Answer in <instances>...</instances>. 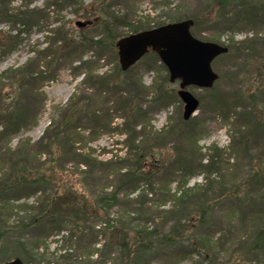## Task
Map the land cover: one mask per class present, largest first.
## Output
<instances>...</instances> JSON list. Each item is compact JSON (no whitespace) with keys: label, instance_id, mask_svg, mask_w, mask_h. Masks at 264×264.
<instances>
[{"label":"rangeland","instance_id":"1","mask_svg":"<svg viewBox=\"0 0 264 264\" xmlns=\"http://www.w3.org/2000/svg\"><path fill=\"white\" fill-rule=\"evenodd\" d=\"M100 1L71 0L64 5L62 0H10L8 8L13 12L23 5L35 11L34 21L43 10L48 14L46 25L24 31L18 22L0 19V111L16 92L17 105L26 109L24 121L11 124L7 135L1 134L0 125V262L20 259L24 247L17 240H32L28 246L41 260L39 264L119 262L108 255L103 226L91 216L78 227L67 222L60 231L42 224L26 230L9 228L20 220L26 222L45 196L67 189L89 199L116 191L119 199L110 212L121 215L126 229L138 225L161 236L171 231L174 222L188 227L191 236L221 238L226 245L218 249L211 264H264V255L249 253L250 241L244 239L251 234L248 218L264 216V187L247 185L255 173L264 175V131L253 130L244 144L240 134L244 121L235 115L254 103L264 119V0H104L103 7ZM5 7L0 3V8ZM99 9L123 21L114 26L112 39L96 24ZM187 18L193 20L194 37L227 47L211 62L218 75L211 88L186 87L199 100L197 110L186 119L190 127L181 121L179 80L169 81L158 55L149 50L121 70L116 48L118 38L132 33L127 22L154 27ZM76 21L85 25L78 26ZM60 26L65 29L62 35L74 38L76 44L71 54L55 58L51 50L59 44L54 31ZM10 36L16 37L14 43ZM91 38L104 42L90 44ZM5 39L9 42L3 48ZM38 71H43L44 79L27 77ZM16 73L27 77L20 91L12 86ZM68 112L74 113L70 153L64 136L68 132H62ZM49 142L61 144L67 158L79 154L87 168L65 161L59 164L60 171L49 169L50 164H44L52 157L44 151ZM139 151L156 158L148 170L153 177L135 183L118 178L119 172L133 165ZM210 158L214 166L207 163ZM18 159L22 163L17 166L23 164L27 175L45 174L48 181L35 184L42 192L22 193L17 199L1 194V179L18 173L12 163ZM198 160L206 166L197 167ZM239 185V194L250 203L245 219L226 196ZM184 190L187 197L178 199ZM1 197L9 200L7 205ZM206 204L211 210L208 222L198 227V209ZM74 230L82 236L71 235ZM193 263L192 258H174L163 248L151 264Z\"/></svg>","mask_w":264,"mask_h":264},{"label":"trees","instance_id":"2","mask_svg":"<svg viewBox=\"0 0 264 264\" xmlns=\"http://www.w3.org/2000/svg\"><path fill=\"white\" fill-rule=\"evenodd\" d=\"M220 1L222 2L224 0ZM3 2L6 4V7L3 9L0 8V19L6 18L12 20L15 23L18 22L21 25V29L24 31H28L34 25L44 26L46 20L48 19V14L45 13L43 10H40L39 15L41 16L36 19V21H34L35 11L28 8L27 5H23L22 7L17 8V10L13 12V10H10V8H8L10 0H0V3ZM70 2L71 0H62V4L64 5L69 4ZM100 3V7H103L105 5L104 0H101ZM99 11V14H101V12H103L104 14L102 13L103 15H97L99 18H97L96 24L102 28L103 33H105V37L112 39L115 35L114 26L118 25V22L123 21L119 20L116 15L112 13L109 14L108 11L105 12L104 9H99ZM39 19L41 23H39ZM125 25L129 28V31L132 33L144 29H149L152 27L145 25L141 27L140 25L132 24L129 22H127ZM158 25L160 24H157V26ZM63 31H65L63 26H60V28L58 27L54 31L59 36V44L57 46L52 47V57L56 58V56H59V54L65 57L68 53L71 54V52L73 51L71 50L72 46L73 44L74 46L76 44L74 38H66L65 36H63ZM15 38V36L8 37V39L12 40L11 43L15 42ZM8 39H5L4 42H1L3 43L2 45H4L2 46L3 48H6V45L9 42L7 41ZM86 40L87 38H84V41ZM87 42H89L90 44L101 45L103 44L104 39L93 40L91 38V40H88ZM78 43H82V41H78ZM42 73L43 71H38L37 74L34 73L36 75H33L32 72H30L27 77L29 79L42 80L45 78ZM27 77L21 73H16L12 80V86L15 85L16 88H18V90L20 91L21 89H23V86H25L24 81ZM160 95L164 97L163 93H161ZM9 98V102L6 103V106H3L0 111L1 134L4 135H7L8 128L11 127V124L16 125L17 121H20L21 123L24 121L23 113L26 111L24 106L17 105V92ZM68 113L69 114L63 117L64 120L62 119L63 130L60 126L59 127L61 128L60 130H62V132H68L67 135L65 134L64 136L66 141L65 143H67L68 147L67 151L70 153L73 151L72 148L74 146V142H72L69 137L70 133L72 132L73 126H69L73 122V114L75 113V111L74 113ZM235 115L241 118L242 121H244L242 122L241 126L242 130L244 131H241L243 133H240L242 136L241 142H243L244 144H246L247 137L250 133H252L253 130L263 129L264 131V119L262 118L260 111L254 103H252L248 107H242L241 110H239V112H236ZM181 121L185 124V126L192 124L190 121L184 120L183 118H181ZM16 129L17 127L13 128L12 130L16 131ZM56 130V133L60 132L58 128H56ZM190 134L191 133L188 134L187 130V135ZM150 136H152V134H150ZM193 150L194 148L192 146L191 151ZM10 151L11 150L7 148L8 154L11 153ZM44 151H47L48 157L52 154V157H49L48 160H45L44 162V164H50L49 169L51 170L60 171L58 168L59 164L65 161H75L76 164H83L84 166H86V168L88 166V163L83 157L81 158L79 154H76L77 157L74 156L72 158H67L68 154H66L65 149L62 147L61 144H56L55 142L46 143L44 145ZM150 153L143 154V152L139 151L137 155L135 154L136 159L134 160L135 162L133 163V165H128L124 171L119 172L118 178L122 179L123 181L126 180L129 183H135V181H145L153 177L152 174L148 173V170L150 169L149 165L154 164L156 162V158H152L150 156ZM18 162L22 163V161L19 159L12 162L13 169H16L18 173L15 171L11 172L6 178L1 179V194H7L9 196L16 197L17 199L20 197V195H22V193L27 195L29 193H36L38 191L42 192L39 186H35V184H42L48 181V179H46L45 177V174L41 173L40 175H37V172L36 175L29 176L26 174V172H24V170L26 169L23 164L17 166ZM207 163L210 166H214L215 160L213 158H210L208 159ZM196 164L197 167L206 166L205 164H201V161L199 160ZM247 185L260 186V188H263L264 175L255 173L253 176H251ZM188 190L181 191L179 193L178 199L187 197ZM240 190L241 185L234 188L233 191H231L230 193H227L226 196L233 199V203L237 206L236 209L239 208V215L241 219H245L246 217L244 212L247 208L246 206H249L250 203H248L247 198H242V196L239 194ZM262 195H264V193H262ZM2 199L3 198L1 197V201H5V204L7 201H9L7 198H4L3 200ZM118 199L119 194L116 191L111 192L110 194H100L99 197L89 199L81 193L74 195L73 191H68L67 189L62 192L59 191V193L54 190V193H52V195H48L47 197L45 196L44 199L41 200V202L43 203L38 206V209L35 213L34 209L32 210L33 212H29L30 214H28L26 222L20 220L17 224L9 228L11 230H26L28 228L30 229L31 227L36 226V224H42L46 225L47 228H49L50 230L60 231L62 228L66 227L67 222H71L78 227V225L82 223L85 217H94L95 223L96 221H98L100 226H103V228H101V233L107 239L106 245L107 248H109L108 255H114L115 259L118 258L119 262L116 264H151L154 255H157V252H159V250L163 248H167L169 255L174 258L182 259L190 257V259L192 258L194 260L193 264H211L212 258L217 254L218 249L220 247L221 249H223V246L226 245V242L224 240H221V238L207 236L203 237L197 234H193L191 236L189 235L190 229L188 227H178L174 222L171 226V231L161 236L158 234H154L155 232L146 231L144 230V228L141 229L138 225H133L129 229H126L122 226L123 223L120 220V218H122L121 215L117 212H114V214L110 212V206L113 205V203L117 202ZM210 211L211 210L209 204L201 206L198 209V214L196 215V226L201 227L207 224ZM262 214L263 213L255 214V216L248 218V225L250 227L249 231L251 234L247 235L244 239L250 241V246L248 248L249 253L257 251V253H261L264 255V216ZM186 217L187 215L185 216V218ZM172 218L177 219L178 217L172 216ZM189 218L191 217H188L186 219ZM5 222L6 221L4 220V223ZM118 222L120 225H118ZM189 225L194 226L195 224L190 223ZM1 227L4 228L5 226ZM76 234L78 236H82V234H80L77 230H74L73 234L71 235ZM31 241L32 240H17V242L20 243L22 247H24V249H22V255L20 256V261L22 262V264H39L41 261L40 259H37L35 257L37 256V254L33 252L32 246H28ZM39 241V239L35 240V244L39 243Z\"/></svg>","mask_w":264,"mask_h":264},{"label":"water","instance_id":"3","mask_svg":"<svg viewBox=\"0 0 264 264\" xmlns=\"http://www.w3.org/2000/svg\"><path fill=\"white\" fill-rule=\"evenodd\" d=\"M83 26L85 22L76 21ZM192 19L168 22L149 29L121 36L116 40L118 62L127 70L149 50L154 51L168 71L171 82L179 80L177 94L183 102V119L190 118L199 106V100L187 90L193 85L211 88L218 75L212 70V60L227 52V47L213 41L194 37L190 28ZM0 264H22L20 259Z\"/></svg>","mask_w":264,"mask_h":264}]
</instances>
